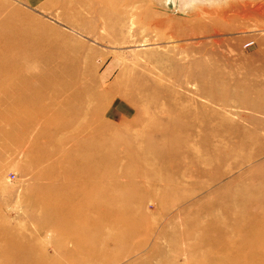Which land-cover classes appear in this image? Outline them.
Instances as JSON below:
<instances>
[{
    "label": "rangeland",
    "instance_id": "374dc122",
    "mask_svg": "<svg viewBox=\"0 0 264 264\" xmlns=\"http://www.w3.org/2000/svg\"><path fill=\"white\" fill-rule=\"evenodd\" d=\"M0 1L7 4L0 17L15 9L36 18L38 23H47L59 32L70 34V28L75 24L87 25L92 29L99 25L93 35L76 34L77 41L94 49L91 67L97 69V74L101 75L113 62L118 65L112 78L106 81L108 85L104 90L96 77L92 82L86 81V85L82 83L93 95L91 99H79L83 106L79 108L74 96L68 99L69 104L73 105L68 115L75 122L73 128L83 119L87 125L94 127L108 122L105 116L112 112L117 118L116 123L110 124L121 136L141 134L152 115L169 104L161 94L164 88L172 90L174 96L176 93L181 95L178 104L188 105L192 102L193 105L207 107L209 115L216 116L208 123L209 130L204 133L203 143L218 145L212 152L218 162L212 167H200L203 175L194 177V174L188 173L182 183L189 189L200 190L179 208L172 209L171 204L165 202L168 203L167 208L172 210L158 214L153 205L155 198L160 196L157 190L155 198H144L136 210H130L129 215H138L133 226L139 228L141 233L134 239L138 245L137 251L125 250L121 264H139L140 261L144 262L142 264H221L225 254L232 250V253H237L239 246L264 244V234L252 232L246 227L227 225L231 217L236 219L250 207L252 211L248 219L252 226L264 228V210L259 209L261 201L264 202V0H218L217 3H202L191 8L179 7V1L174 0H144L139 6L150 8L154 22H145L144 29L137 24L138 27L135 26L129 36L124 32L126 44L118 47L98 39V36L106 38V29L98 22V16L89 15L78 5L79 0ZM30 1L36 3L31 4ZM79 8L82 17L77 14ZM103 22L108 23L107 20ZM250 43L252 45L249 46ZM79 56L84 62L85 53H79ZM192 73L203 76L204 83L211 82L205 73H218L225 82L219 85L205 84V89L197 94L196 80L188 78ZM36 87L23 88V92L31 93L18 97L29 102L32 107L29 113L52 119L61 110H48L43 103L40 104L39 97L44 94H38ZM155 90L158 95L152 100L150 93ZM96 98L98 101L95 102ZM171 101H174L173 98ZM98 106L101 114L96 119L90 113L93 114ZM78 109L82 114L77 116ZM3 110L4 107L0 106L1 113ZM23 114L26 115L25 111ZM223 117L233 126L213 129L211 126H221ZM40 131L36 126L25 135L14 134L21 141L18 145L0 144V210L9 224L21 229V236L18 231L14 234L10 232L18 242L17 246L0 242L4 258L9 261L19 257L28 258L29 244L32 249H40L60 259L65 258L67 253H70L69 256L76 253L86 256L87 250L92 247V237L87 236H91V222L85 228L74 229L72 219L48 220L44 229L52 226L48 230L51 232L45 235L44 230L39 238L35 235V231L40 230L36 219L43 217L45 210L36 209L34 201L29 198L39 196L40 184H56H53L54 190L43 197L47 201H57V206L46 211L66 209L67 203L73 211H78L79 223L90 218L91 214L89 205H86L91 195L88 183H84L80 175L74 178L57 176L50 165H35L30 161L29 144ZM75 136L78 139L82 134L76 133ZM43 147L46 145L43 144ZM204 154H207L205 150L201 155ZM32 155L38 154L34 151ZM115 166L111 162L109 167L112 172ZM138 171L141 172L134 164L131 173L137 174ZM172 172L167 168L163 170L164 174ZM80 173L82 175V171ZM85 175L87 169L84 170ZM211 181L213 184H208ZM63 182L77 184L81 190L77 202L74 198L67 201L73 192L67 186H58ZM140 189L135 191L141 193ZM122 199L125 204L133 201L128 195ZM196 217L198 220L201 218L202 229L196 228L186 233V225ZM210 224L213 226L210 227ZM241 251L249 253L250 249L242 248ZM177 254V259H173ZM229 259L239 263L252 258L239 257L237 253Z\"/></svg>",
    "mask_w": 264,
    "mask_h": 264
},
{
    "label": "bare ground",
    "instance_id": "6f19581e",
    "mask_svg": "<svg viewBox=\"0 0 264 264\" xmlns=\"http://www.w3.org/2000/svg\"><path fill=\"white\" fill-rule=\"evenodd\" d=\"M174 1H179V7L191 8L192 5L217 3L218 0ZM30 3L36 2L30 1ZM143 3L144 0L78 1V5L83 7L89 15L98 16V22L100 21L106 29V38L98 36V39L115 44L116 47L126 44L124 32L129 36L134 32L137 24L144 29L145 22H154L150 8L139 6ZM6 7L7 4L0 1V15L2 9ZM77 14L82 17L80 8ZM35 19L15 9L9 11L6 16L0 17V106L4 107L3 112H0L3 114H0V144L18 145L21 141L14 134L25 135L33 127L40 128L41 131L31 140L33 143L29 144L30 161L35 165L44 163L50 165L57 172V176L67 175L74 178L80 175L84 183H88V192L91 195L89 204L86 203V205H89L91 214L90 218L79 223L77 222L78 211H73L67 203H65L66 209L46 211L47 208L53 209L57 206V201H47L43 197L54 190L56 184L54 182L40 184L39 196L29 198L30 201H34L36 209L45 210L42 212L43 217L36 219L37 223H35H39L37 226L40 230L35 231V235L39 238L44 230L45 235L51 232L48 230L52 226L48 225L44 229L48 220L72 219L74 229L85 228V225L91 222V236L89 234L87 236L92 237V247L87 250L86 256L80 253L69 256L70 253H67L65 258L60 259L43 253L40 249H32L29 244L28 258L19 257L14 261L4 258V249H0V264H121L122 253L125 250L137 251L138 245L134 239L141 233L139 228L133 226L138 215H129L130 210H136L144 198L154 197L157 190L160 191V196L154 197L156 203L153 205L158 214L179 208L200 190L193 187L189 189L182 183L188 177V173L194 174V177L198 174L203 175L200 167H212L218 162L216 156L212 154L218 145L213 146L210 142L203 143L204 133L209 130L208 123L216 116L209 115L207 107L193 105L192 102L188 105L178 104L181 95L176 93L174 96L172 90L164 88L161 94L169 104L152 115L141 134L132 137L129 134L121 136L110 124L116 123L117 118L112 112L105 116L109 119L108 122L94 127V125H87L83 119L76 128H73L75 122L68 116L71 114L73 105L69 104L68 99L74 96V100L79 103V99L93 98L92 92H89L90 89L84 88L82 83L86 85V81L92 82V79L96 77L99 79V86L104 90L108 85L106 81L112 78L118 63L113 62L101 75L97 74V69L91 67L94 49L86 44L78 43L77 35H93L95 28L99 25L96 24L97 26L95 25L96 27L92 29L87 25L75 24L70 28L71 33L68 34L53 29L47 23H38ZM104 20L108 23L103 22ZM110 35L113 37L111 38ZM83 52L85 61L81 62L79 53ZM112 57L115 58L116 53ZM176 75L180 76V74ZM204 75L210 77V83H204L203 76L194 73L188 75L189 79H195L197 82V94L205 89V84L219 85L225 82L218 73ZM31 85L37 86L38 94H44L39 97L40 104L43 103L48 110H56V112L61 110V112L54 115L52 119L46 118L45 115L40 118L29 113L31 105L29 102L22 101L18 95L30 94V91L23 92V88H30ZM157 92L155 90L150 93L152 100L157 98ZM172 98L174 101H171ZM46 99L49 101L46 102ZM94 101H98L97 98ZM80 105L83 106L79 103V108ZM24 111L26 115L23 114ZM93 111L90 115L97 119L101 109L98 106ZM9 114L12 116H8ZM80 114H82L81 109H78L76 115ZM222 122L221 126L211 127L221 130L228 125H230L229 128L233 126L224 117ZM78 132L82 136L75 139V134H79ZM71 133H74L73 136ZM87 135L92 136L86 139ZM191 141L193 144L190 143ZM43 144L46 147L42 148ZM204 150L207 154L202 156L201 153ZM34 151L38 155L33 156ZM111 162L116 164L114 172L109 167ZM134 164L138 166L140 173L139 171L137 174L131 173ZM165 168L173 172L164 174ZM85 169H87V176H83ZM194 179L198 181L196 178L192 180ZM208 184L212 185L213 181ZM61 185H64V188L67 186L73 192L67 201L74 198L77 202V197L81 194L77 184L63 182L58 186ZM138 188H141V193L135 191ZM126 195L133 199L130 204L123 202L122 197ZM165 202H169L172 209L167 208L168 203ZM259 206V209L264 210V202L261 201ZM251 211L252 208L247 207L236 219L233 220L231 217L227 225L237 228L246 227L252 232L264 234V228L252 226L249 221L248 216ZM201 224V218L199 220L197 217L194 218L186 225V233L189 234V231L196 228L201 230ZM211 226L213 225L210 224ZM19 230H21L19 227H14L5 220L0 210V242L14 243L17 246L18 242L10 232L14 234L18 231V235L21 236ZM246 231L249 233L247 229ZM247 245L239 246L240 251L237 250V253L239 257L240 255L251 256L252 259L236 263L229 259L232 254L237 255L236 252L232 253L234 251L232 250L225 254L221 264H264V244ZM242 248L250 249V252H242ZM177 257L178 254L173 259L176 260ZM142 263L144 262L140 261L139 264Z\"/></svg>",
    "mask_w": 264,
    "mask_h": 264
},
{
    "label": "built area",
    "instance_id": "2783aa9c",
    "mask_svg": "<svg viewBox=\"0 0 264 264\" xmlns=\"http://www.w3.org/2000/svg\"><path fill=\"white\" fill-rule=\"evenodd\" d=\"M252 45V43L249 44V46Z\"/></svg>",
    "mask_w": 264,
    "mask_h": 264
},
{
    "label": "crops",
    "instance_id": "0c3cea01",
    "mask_svg": "<svg viewBox=\"0 0 264 264\" xmlns=\"http://www.w3.org/2000/svg\"><path fill=\"white\" fill-rule=\"evenodd\" d=\"M38 2H39V0H38ZM38 4V3H37ZM34 5V4H33Z\"/></svg>",
    "mask_w": 264,
    "mask_h": 264
}]
</instances>
